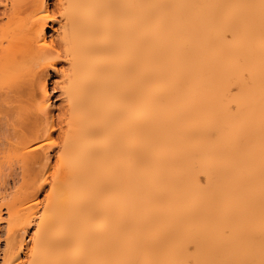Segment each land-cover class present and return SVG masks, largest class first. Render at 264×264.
Instances as JSON below:
<instances>
[{
	"label": "bare ground",
	"instance_id": "bare-ground-1",
	"mask_svg": "<svg viewBox=\"0 0 264 264\" xmlns=\"http://www.w3.org/2000/svg\"><path fill=\"white\" fill-rule=\"evenodd\" d=\"M50 2L0 0L3 264H264V0Z\"/></svg>",
	"mask_w": 264,
	"mask_h": 264
},
{
	"label": "rangeland",
	"instance_id": "rangeland-1",
	"mask_svg": "<svg viewBox=\"0 0 264 264\" xmlns=\"http://www.w3.org/2000/svg\"><path fill=\"white\" fill-rule=\"evenodd\" d=\"M52 1H54V0H51V2ZM51 9H52V6H51ZM52 32H53L52 28L48 29V35H49V37L52 34ZM52 75L54 76V74H52ZM49 83H50L49 84V93H50L49 94V97H50V102H52L53 105H54V107H56V106L59 105V103L61 101V96L59 95V92H58V90L56 88L53 89V86L54 85L52 84V81H50ZM6 179L7 178L4 179L3 177H0V205H1L2 200L4 201L6 198L9 199L12 196L13 192L15 193V189L17 187H15L14 184L15 185L16 184L18 185V183H15L16 181L14 182L10 177L7 180ZM4 182H6V183H4ZM44 193L45 192H43V194L41 193L39 195L38 199H42ZM10 194H11V196H10ZM3 205H5V204H2L0 206L1 207V210H2V212H0V215H1L0 216V219H1L0 220V264H3V261H4L3 258H4V254H5L7 242L9 241L8 235H10L12 232L13 233H16L18 235L21 232V230H22V228L21 229L19 228L20 231H18L17 230L18 229L17 227L14 228V230L8 228V225H9L8 224V222H9L8 212H7V209L5 207L6 205L5 206H3ZM9 231H11V232H9ZM30 232L32 233V231L30 230V228H28L27 231H26V233L24 234V238L27 239V240H25V242H30L29 236H27V234L28 235L31 234ZM20 234L18 235V238L21 237Z\"/></svg>",
	"mask_w": 264,
	"mask_h": 264
},
{
	"label": "snow or ice",
	"instance_id": "snow-or-ice-1",
	"mask_svg": "<svg viewBox=\"0 0 264 264\" xmlns=\"http://www.w3.org/2000/svg\"><path fill=\"white\" fill-rule=\"evenodd\" d=\"M53 143H55V141H53ZM4 264H7V262L5 261ZM17 264H18V261H17Z\"/></svg>",
	"mask_w": 264,
	"mask_h": 264
}]
</instances>
